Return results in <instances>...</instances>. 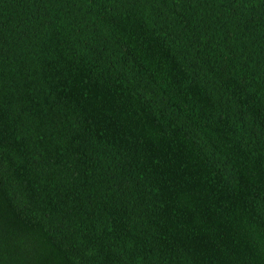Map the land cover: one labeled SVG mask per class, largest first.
<instances>
[{
  "label": "trees",
  "instance_id": "16d2710c",
  "mask_svg": "<svg viewBox=\"0 0 264 264\" xmlns=\"http://www.w3.org/2000/svg\"><path fill=\"white\" fill-rule=\"evenodd\" d=\"M0 264H264V0H0Z\"/></svg>",
  "mask_w": 264,
  "mask_h": 264
}]
</instances>
